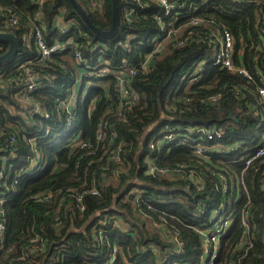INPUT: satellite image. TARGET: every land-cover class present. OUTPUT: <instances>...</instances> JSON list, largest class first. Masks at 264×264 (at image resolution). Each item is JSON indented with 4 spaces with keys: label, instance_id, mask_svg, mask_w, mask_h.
Segmentation results:
<instances>
[{
    "label": "trees",
    "instance_id": "1",
    "mask_svg": "<svg viewBox=\"0 0 264 264\" xmlns=\"http://www.w3.org/2000/svg\"><path fill=\"white\" fill-rule=\"evenodd\" d=\"M37 1L0 0L1 7L20 19L18 29L10 32L17 40V51L0 65L4 80L14 78L19 65L37 58V51L29 40L35 28ZM75 1L94 27L101 31L111 28V0H100V8H94L92 0ZM196 3L199 10L191 18L201 20V24L190 29L196 40L181 48L168 47L157 59L154 70L135 80L139 104L124 115V121L107 116L111 123L104 141L97 142L96 134L112 99L104 98L99 90L93 112L87 115V102L93 94L89 93L79 106L73 124L80 130L86 147L75 150L69 157L64 148L66 137L58 136L64 126L59 129L51 121L48 125H55L54 131L39 138L40 171L22 177L8 194L0 185V208L4 209L2 219L7 223V240L26 239L41 231L48 236L44 254L35 255L34 261L12 264H43V261L49 264H200L203 255L200 231L208 229L212 214L216 221L222 219V223L227 218L231 220L229 231L219 239V262L239 260L240 264H264V191L261 189L264 163L252 171L244 170L241 161L254 152L264 136V105L257 95V89L264 87V0ZM41 4V30L47 43L54 39L63 42V35L55 26L61 12L63 22L75 21L71 37L81 48L79 34L84 32L94 42L108 47L105 58L111 66L130 57L114 46L116 40L127 35L145 39L158 32L153 19L159 10L151 4L152 8L146 11L149 7L142 9L131 0H117L118 32L110 40L92 33L68 0H47ZM49 4H52L51 11ZM133 8V23H124V9ZM214 29L230 33L232 59L235 64L239 59L243 61L250 79L213 65L215 52L206 40ZM0 47L3 55L8 44L0 42ZM148 49L145 44L131 45V58L139 59ZM70 59L71 53L66 49L64 53L52 54L43 67H35L44 84L33 95L36 99L47 104L56 98L63 99V80L68 74L63 72V64L69 68ZM202 62L206 63L205 70L197 73V66ZM97 81L108 86L113 84L112 78ZM64 83L69 84L68 78ZM14 92L15 89H0V119L3 127L8 126L6 136L19 121V102ZM215 95L219 100L213 102L211 97ZM165 126L178 132L179 145L156 144ZM110 127L117 134L114 144L122 146L119 157L125 162L116 175L112 170L117 165L110 160L112 153L107 150ZM221 127L225 129L222 139H202L200 143L223 151L228 148V152L210 153L209 159L193 155L196 142L192 139L196 137L190 130ZM4 153L7 152H0V160ZM27 154L33 153L22 147L18 156L8 163L19 165ZM150 164L175 172L149 173ZM55 165H62L63 169L54 170ZM180 165L185 168L177 170ZM217 173L223 174L224 183L212 175ZM91 189H96L99 196L91 195ZM38 193H50V203L30 199ZM79 197L81 200L77 202ZM243 209L248 211L245 219L252 240V246L246 251L237 247L244 233ZM0 256L4 253L0 252Z\"/></svg>",
    "mask_w": 264,
    "mask_h": 264
},
{
    "label": "built area",
    "instance_id": "2",
    "mask_svg": "<svg viewBox=\"0 0 264 264\" xmlns=\"http://www.w3.org/2000/svg\"><path fill=\"white\" fill-rule=\"evenodd\" d=\"M91 1V0H90ZM140 5L142 9L148 8L149 11L152 6L156 7L159 12L155 15L154 21L158 28V32L150 38H136L134 35H127L122 39L116 40L114 46L129 54V58L122 60L117 65L111 66L110 62L105 58L108 47L105 44L94 42L88 33H80V40H82V48L79 43L71 37L72 30L75 29V21L69 20L63 22L62 25L56 26L59 33L63 35V42L54 39L53 42L47 43L43 31L41 30L42 11L40 8V0L35 2L37 9L34 13L35 28L29 35V40L32 41L33 46L37 51V58L33 62L19 65L17 74L12 79L4 80V76L0 73V89H15L14 97L19 102L17 114L19 121L15 125L12 133L6 136L8 126H4L0 119V152L6 151L1 155L0 160V185L6 188L5 194L8 190L18 184V181L26 175H34L42 168L41 156L38 150L39 138L46 137L51 131L56 128L55 125H48L51 121H55L57 126L61 129L58 136L64 135L66 137L64 148L68 152V156L77 149L86 147L87 143L81 139V132L73 127L76 121V114L79 106L86 100L89 93L91 98L87 102V115H90L96 107L99 99L96 91L102 90L104 98L112 99L107 113L100 119L98 131L96 134V141H104L107 138V127L111 123L109 118H117V120L124 121L125 114L131 113L132 110L139 104L137 93L134 89V82L137 78L149 75L155 68L156 61L161 57L167 48H181L196 40L193 37L192 27L201 24V20L191 18L199 7L196 2L203 4L207 0H131ZM148 1V2H147ZM94 8H100V0H92ZM135 17V10L124 9L122 18L124 23H133ZM20 19L6 7L0 6V33H10L18 29ZM207 45L212 46L214 50L213 65L225 69L234 74H239L247 79L250 75L243 68V61L239 59L237 64L232 59L233 39L229 32L225 29H214L209 32L206 40ZM147 45L148 52L137 60L131 58V45ZM2 49V47H0ZM71 53L69 68L63 64V72L69 84L64 83L63 80V99L56 98L50 104L42 100L36 99L33 95L44 88L41 84V76L35 67H43L49 61L52 54L61 53L64 50ZM64 56V55H63ZM205 62L197 66V73H202L205 70ZM112 78V86H108L97 79ZM112 87V90H109ZM258 101L264 105V87L257 89ZM90 96V95H89ZM188 101V98H185ZM219 96L211 97V101H218ZM54 118V119H53ZM110 122V123H109ZM113 122V121H112ZM63 124V126H62ZM224 128L201 129L193 128L190 133L195 136L192 141L196 142L193 148V155L196 157L210 158V153H217L224 155L228 152V148L223 151L219 147H205L200 143L202 139H222L224 137ZM39 132H42L39 135ZM161 138L157 142L165 144H176L180 135L178 132L170 127L165 126L162 130ZM109 143L107 150L111 151L110 160L116 163L117 167L112 170L113 175L121 172L125 162L119 157V152L122 150L120 144L115 145L114 140L117 137L116 132L110 127L109 129ZM158 138V135L156 136ZM155 138V139H156ZM22 147H27L31 154H27L25 161L19 165H12L8 162L14 160L18 156V150ZM15 148L14 152L10 151ZM230 148V147H229ZM151 150H155V146L151 145ZM125 154V152H124ZM123 154V155H124ZM243 169L258 170L264 163V136L261 142L256 145L255 150L249 156L242 160ZM185 168L184 165L178 166L177 170ZM60 171L63 169L62 165H55L54 170ZM149 173H156L158 175H167L169 172H175L167 168L156 167L150 164L148 167ZM218 178V181L224 183L223 174H212ZM200 181L195 182L198 184ZM199 186V185H197ZM223 185L221 189L225 190ZM264 191V183L261 185ZM89 193L93 196H99L96 189H91ZM32 200H38L44 203H50V193H38L30 197ZM80 197L77 202H80ZM2 202V201H1ZM0 202V206H1ZM222 207V205H221ZM221 208H219L220 210ZM83 211V207H80ZM4 209L0 208V252L4 256H0V264H12L19 262L34 261L35 255L44 254L47 251L48 236L44 232L34 233L27 236L26 239L7 240V223L2 216ZM56 218V217H55ZM225 223V222H224ZM246 226L245 224H243ZM226 232L221 219L215 220V215L209 223L206 230L200 231L203 246L205 247L206 257H202L200 264H219V239L222 234ZM7 246L5 247V242ZM177 243V239L173 240ZM115 253V250H112ZM43 264H49L43 261ZM225 264H240L239 260L227 262Z\"/></svg>",
    "mask_w": 264,
    "mask_h": 264
},
{
    "label": "water",
    "instance_id": "3",
    "mask_svg": "<svg viewBox=\"0 0 264 264\" xmlns=\"http://www.w3.org/2000/svg\"><path fill=\"white\" fill-rule=\"evenodd\" d=\"M68 2L72 5L74 11L82 20V22L86 25V27L94 33L97 37L110 40L116 36L118 32V4L117 0H111L112 6V26L108 31H101L98 28L94 27L91 22L89 21L85 11L83 10L82 6L79 5L75 0H68ZM52 7V5H50ZM0 42L8 44L7 51L0 55V65L7 62L17 51V40L14 35L11 33H0Z\"/></svg>",
    "mask_w": 264,
    "mask_h": 264
},
{
    "label": "crops",
    "instance_id": "4",
    "mask_svg": "<svg viewBox=\"0 0 264 264\" xmlns=\"http://www.w3.org/2000/svg\"><path fill=\"white\" fill-rule=\"evenodd\" d=\"M43 1H47V0H40V3L39 4L42 5L41 3ZM50 5H52V4H49V11H51V8H52V7H50ZM41 20L43 22V13L41 15ZM62 24H63L62 14H61V12H59L58 15H57V18L55 20V25L58 26V25H62ZM202 182H203V180L200 181V183H202ZM243 182L244 181L241 180L240 183H241L242 187L244 188L245 193L247 194L246 188L244 187ZM238 185H240V184H238ZM247 213H248L247 209H243L242 210V219H241V222H242V225L245 224L246 226L243 225L244 233H243L242 241L241 242L239 241V243L237 245L238 248L243 249L244 251H246L248 248H250L252 246V240H251L250 230H249L247 221L245 219L247 217ZM221 221H222V219H221ZM224 222L222 224L224 226V229L228 232L229 231V228H230V225H231V220L227 218ZM225 233L226 232H224L223 234H225ZM202 257H206V251H205V247L204 246H203V255H202ZM202 257H201V259H202ZM201 259H200V261H201ZM218 263L219 264H225V263L219 262V260H218Z\"/></svg>",
    "mask_w": 264,
    "mask_h": 264
}]
</instances>
